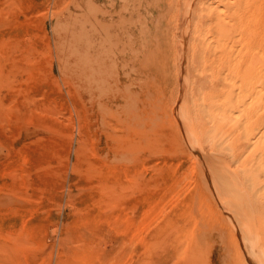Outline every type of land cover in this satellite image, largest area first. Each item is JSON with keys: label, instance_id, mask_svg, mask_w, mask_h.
Listing matches in <instances>:
<instances>
[{"label": "rangeland", "instance_id": "374dc122", "mask_svg": "<svg viewBox=\"0 0 264 264\" xmlns=\"http://www.w3.org/2000/svg\"><path fill=\"white\" fill-rule=\"evenodd\" d=\"M224 1L0 0V264H264L207 162L263 174L264 0Z\"/></svg>", "mask_w": 264, "mask_h": 264}, {"label": "bare ground", "instance_id": "6f19581e", "mask_svg": "<svg viewBox=\"0 0 264 264\" xmlns=\"http://www.w3.org/2000/svg\"><path fill=\"white\" fill-rule=\"evenodd\" d=\"M219 1V2H218ZM216 0V2H218L219 4H222L223 3V5H225V1L224 2H222V0H221V2H220V0ZM227 4V3H226ZM214 5V4H213ZM223 5H222V7H223ZM216 7V6H215ZM226 7V6H225ZM225 7H223V8H225ZM211 8V7H210ZM209 8V10L208 11H206V9H205V12H207L208 14H210V16H211V18H213V19H215L216 20V18H218L220 15H219V13H218V9H210ZM221 10H222V8H221ZM206 13V14H207ZM222 13V12H221ZM223 14V13H222ZM216 24H217V22H216ZM219 27V26H218ZM218 30H220V29H218ZM220 33V32H219ZM217 34V33H216ZM215 34V35H216ZM217 36V35H216ZM217 38H218V36H217ZM109 39V38H108ZM219 70V69H218ZM247 73H249V72H247ZM126 76V75H125ZM218 76V75H217ZM257 79V80H256ZM253 78V80H255V84H256V82L258 83V78ZM252 84H254L253 82H252ZM257 85V84H256ZM255 87V85H253V88ZM252 87H251V89H253ZM232 93V92H231ZM227 94H229V93H227ZM231 96H233L234 97V95H230V96H227L228 98L229 97H231ZM239 99H241L238 95L235 97V100H236V102L239 100ZM235 102V103H236ZM238 103V102H237ZM239 104H234V105H232L231 104V102L230 101H228L227 102V112H228V115L231 117L230 119H231V121H233V122H236V119L235 118H239L240 116H241V114L239 115V113H240V111H241V109L239 108ZM239 116V117H238ZM225 117V116H224ZM227 118H229V117H227ZM226 118V119H227ZM229 120V119H228ZM238 120V119H237ZM230 121V122H231ZM236 123H238V121L236 122ZM260 130L263 132L264 131V123H263V126L260 128ZM259 130V131H260ZM258 133H260V132H257V133H253V135H251L252 136V141H253V143H261V140L259 141L258 140V138H257V136L256 137H254L256 134L258 135ZM264 133V132H263ZM136 135V134H135ZM137 136V138H138V134L136 135ZM248 137H250L249 135H248ZM260 138V137H259ZM207 139H209V137L207 138ZM248 142V141H247ZM251 142V141H250ZM249 142V143H250ZM252 144V143H251ZM263 144V143H262ZM252 145H254V144H252ZM258 145L256 144V147H257ZM263 146V145H262ZM253 147V146H252ZM264 147V146H263ZM248 148V147H247ZM250 148H251V146H250ZM249 148V149H250ZM248 149V150H249ZM253 149V148H252ZM247 150V151H248ZM251 152V151H250ZM223 155V154H222ZM215 156V155H214ZM208 157V156H207ZM215 157H217V154H216V156ZM215 157H212V158H214V159H216ZM206 158V157H205ZM211 158V157H210ZM210 158H208V160H207V162H208V164H209V167H210V169H211V172L214 174V176H215V178L217 179V181L221 184V186L226 190H228V193H229V195H230V197H231V199L233 200V202L234 203H236V204H239V205H242V206H245L246 208H243V210L248 214L249 212H248V209H247V207H249L248 206V204H249V201L250 200H252L251 202H253L252 203V205L253 204H255V202H256V206H255V211L257 212H255L254 211V213H256L255 215L257 216V221H259L260 223H261V225L262 224H264V196H260V193L259 192H261L262 194H264L263 192H264V188H263V190H261L262 189V187L260 188V179H258L259 181V183L258 182H256L257 181V178H262V176H264V156L262 155V157L259 159L260 161L261 160H263V163L261 164V162H259L261 165L260 166H262V168H261V170H258V169H255V170H258V173H259V171L260 172H263V174L262 175H260V176H256L257 175V173H256V175H255V177H254V175L251 173L253 170H249L248 171V173L250 172L251 174L249 175L250 176V178H251V175H253V180L251 179V180H249V181H251V184L249 185V184H247V185H249V186H247V185H245V186H247V188L246 187H244V188H246L247 190H248V196L251 198H247L248 196L246 195H243V194H240V193H242L243 192V190L245 191V189L243 188V190L241 189L240 191L239 190H237V186H238V189H239V186H240V184L239 185H237L236 186V184H234L235 182H233V177L234 178H236L234 175H232L233 177L230 179V177H231V175H230V177H228V173H227V171L224 169V165L223 166H221L220 164L219 165H216L213 161H209L210 160ZM211 158V160H213ZM217 159H219V158H217ZM211 162V163H210ZM215 162H217V160L215 161ZM217 163H219V161L217 162ZM258 163V164H259ZM227 168V167H226ZM253 168H255V167H253ZM253 168H251V169H253ZM259 169H260V167H259ZM228 170V169H227ZM228 172H231L230 170L228 171ZM225 173H227V176L225 175ZM230 174V173H229ZM232 174V173H231ZM255 174V173H254ZM234 181H236V179L234 180ZM238 181V180H237ZM263 181V180H262ZM261 181V182H262ZM240 182V181H239ZM245 183H248V181L246 182L245 181ZM241 184H242V182H241ZM243 186H244V184H243ZM262 186V185H261ZM263 186H264V184H263ZM241 187V186H240ZM260 190V191H259ZM240 193H239V192ZM263 191V192H262ZM247 192V191H246ZM252 205H251V207H252ZM254 206V205H253ZM260 226V225H259ZM262 227H263V225H262ZM263 229V228H262ZM263 232H264V229H263Z\"/></svg>", "mask_w": 264, "mask_h": 264}]
</instances>
